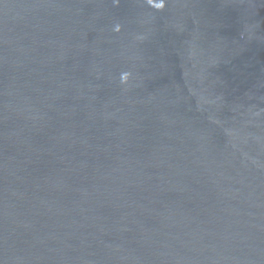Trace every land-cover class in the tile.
I'll use <instances>...</instances> for the list:
<instances>
[{
  "label": "water",
  "instance_id": "1",
  "mask_svg": "<svg viewBox=\"0 0 264 264\" xmlns=\"http://www.w3.org/2000/svg\"><path fill=\"white\" fill-rule=\"evenodd\" d=\"M0 264H264V0H0Z\"/></svg>",
  "mask_w": 264,
  "mask_h": 264
}]
</instances>
